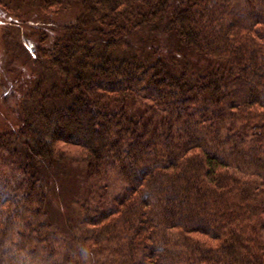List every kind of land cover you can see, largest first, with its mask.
Returning <instances> with one entry per match:
<instances>
[{
  "label": "trees",
  "instance_id": "trees-1",
  "mask_svg": "<svg viewBox=\"0 0 264 264\" xmlns=\"http://www.w3.org/2000/svg\"><path fill=\"white\" fill-rule=\"evenodd\" d=\"M39 1L77 14L19 43L0 264H264V0ZM60 142L82 153L55 220Z\"/></svg>",
  "mask_w": 264,
  "mask_h": 264
},
{
  "label": "rangeland",
  "instance_id": "rangeland-1",
  "mask_svg": "<svg viewBox=\"0 0 264 264\" xmlns=\"http://www.w3.org/2000/svg\"><path fill=\"white\" fill-rule=\"evenodd\" d=\"M76 11L75 8H67L58 14L47 16L42 11L39 0H0V130L5 124L16 126L13 112L15 108H18L15 105L16 99L23 105V88L27 89L30 85L21 84L27 83L26 81L30 77L28 70L30 66H22L21 62H24V58L17 57L21 54L19 43L26 50L25 52L30 54L39 32H44L47 25L56 24L49 31L51 40L55 39L60 27L74 21ZM167 48L169 47L167 46ZM176 57L180 58L181 54L176 53ZM31 59H33L32 55L28 62L29 65ZM202 65L206 66L208 62H202ZM57 148L71 157L70 165L53 167L52 180L51 176L48 177L50 179L48 181L53 183L49 185V188L53 189L57 196L52 197L53 194L51 195V200L54 198L55 201H51L53 204L50 207V212L55 220H60L62 216H59V210L63 212L61 208L72 203L71 200L75 196L77 181H74L76 175L72 173L78 165L77 161L82 151L78 146L61 142L57 144ZM56 178L59 180L57 181ZM59 181H61L60 186Z\"/></svg>",
  "mask_w": 264,
  "mask_h": 264
}]
</instances>
